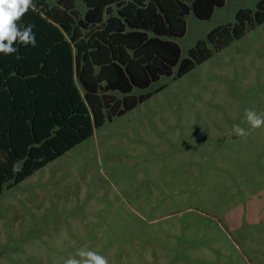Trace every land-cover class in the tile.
I'll return each instance as SVG.
<instances>
[{"label": "rangeland", "instance_id": "374dc122", "mask_svg": "<svg viewBox=\"0 0 264 264\" xmlns=\"http://www.w3.org/2000/svg\"><path fill=\"white\" fill-rule=\"evenodd\" d=\"M84 14L86 7L77 0ZM240 9L186 17L182 58ZM177 68L175 69L176 72ZM0 195V264H64L79 249L109 264H264V24ZM118 98L122 94L116 93ZM234 125L249 130L247 138Z\"/></svg>", "mask_w": 264, "mask_h": 264}, {"label": "trees", "instance_id": "16d2710c", "mask_svg": "<svg viewBox=\"0 0 264 264\" xmlns=\"http://www.w3.org/2000/svg\"><path fill=\"white\" fill-rule=\"evenodd\" d=\"M82 2L84 14L77 0H33L21 26L35 25L36 46L0 54V195L152 95L135 89L188 74L264 24L257 0L256 11L240 9L234 25L217 27L182 58L174 40L185 36L186 17L208 21L225 0Z\"/></svg>", "mask_w": 264, "mask_h": 264}, {"label": "clouds", "instance_id": "9594fccd", "mask_svg": "<svg viewBox=\"0 0 264 264\" xmlns=\"http://www.w3.org/2000/svg\"><path fill=\"white\" fill-rule=\"evenodd\" d=\"M33 7V0H0V54L12 55L18 51L15 47L17 43L27 47L36 46V37L33 29L34 24L21 26L23 17ZM246 122L251 130L264 127V113L257 114L255 110H245ZM238 137L247 138L250 131L239 125H234L232 129ZM22 170L21 162L13 164L12 171L19 172ZM75 257H70L64 261V264H109L108 259L96 251L81 248L77 251Z\"/></svg>", "mask_w": 264, "mask_h": 264}]
</instances>
